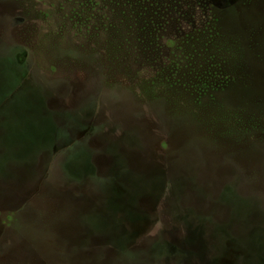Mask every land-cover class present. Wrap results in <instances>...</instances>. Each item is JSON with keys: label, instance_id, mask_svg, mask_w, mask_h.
Returning a JSON list of instances; mask_svg holds the SVG:
<instances>
[{"label": "rangeland", "instance_id": "1", "mask_svg": "<svg viewBox=\"0 0 264 264\" xmlns=\"http://www.w3.org/2000/svg\"><path fill=\"white\" fill-rule=\"evenodd\" d=\"M113 2L0 0V264H161L146 247L162 264H257L264 0H144L153 28L142 14L133 37ZM222 97L213 120L203 106ZM226 186L253 230L216 238L199 226L229 218Z\"/></svg>", "mask_w": 264, "mask_h": 264}, {"label": "trees", "instance_id": "2", "mask_svg": "<svg viewBox=\"0 0 264 264\" xmlns=\"http://www.w3.org/2000/svg\"><path fill=\"white\" fill-rule=\"evenodd\" d=\"M112 1H114L113 2L114 5H117V6L119 4L120 5L128 4L127 5V7H128L127 11L123 10V12L127 18V25H126V30H125L126 36H131V37L134 36L135 31L138 30L136 20L139 19L141 21L142 20V17H141L142 14L143 15L145 14V16H143V18L146 19V23H147V25L145 26V29H147L149 27H151V29L153 28L152 22L154 20H153V17L152 18L150 17V14L152 16V15H156V13L153 9H149L148 7L142 5L144 0H139V1H136V0H112ZM139 3L141 4V6L139 5ZM135 5L137 7H135ZM151 35L152 34L149 33V36H151ZM210 37H211L210 34L209 35L206 34L204 36L205 39L203 41V47L205 46L204 49L208 50V52H209V49L212 47V45L208 46L211 44L210 43ZM178 100H180V102H187L183 98L178 99ZM228 100L230 101V99L222 97L221 100L218 102L217 107H216V105H210L209 107L205 105V106H203V108L207 109L211 115H212V113H215L214 114L215 117L212 116V117H214V118H212L213 120H215V119L218 120L219 118L225 119L226 114L224 113L225 110L223 111V106L228 105V103H229V102H227ZM190 101L191 102L193 101V103H191V102L187 103V106L185 108V110L187 112L185 113L186 114L185 116L192 115L193 117H197L196 112L198 111V108H199L197 105H199L200 103L196 104L197 103L196 100H193V99ZM182 105H186V104H182ZM194 115H196V116H194ZM161 174H157L155 179H154V186L156 187V189L158 191L163 190V186L166 187L168 185L167 178L163 174L162 175ZM171 181H172V183H174V181L172 179H171ZM226 187H229V186H226ZM226 187H225L224 191L227 192V199L226 200L228 202H227L226 208L229 212V218L224 220L225 222H221L219 220V218L215 217L214 214H211V215H208L207 221L202 222L201 227L199 226V228L202 229V228H206V225H208L211 229H214L212 232H213L214 237H216V238L222 237L223 235H226L227 233L229 234L230 230L233 229V227L235 225H240L241 227L243 226L246 229H248V228L252 229L251 228L252 225H250L251 222H249V215H251V214L248 212L245 215H241L239 213V210L237 209V198L240 197V194L235 191L234 186H231V188L230 187L226 188ZM167 198H168L167 200H170L169 195L167 196ZM256 204L258 205L259 203L255 202L251 198L245 200V206L247 205L251 209H255L254 211L259 209V212H260L261 205L259 207ZM217 224L219 225V227L216 228ZM203 231H204V234H203L204 241H207V238H209V237H213V236H209L211 230L210 231L209 230H203ZM253 231H254V233L252 236L246 237L247 243L245 245H247V246L251 245L250 241H251V238L253 236L256 239V241H258V242H260L262 237L264 236V230H253ZM207 232L209 234H206ZM261 244L264 245V241H261ZM143 250L144 249H142V251ZM154 252L155 251L152 252V249L150 247H146V249L142 252L141 255L143 258L154 256L161 262V264L163 262H165L166 256H159L158 257V256L154 255L155 254ZM243 254H244V256L247 255V247L243 246ZM253 255H254V258H255V261L257 264H264V246H255V254L253 253Z\"/></svg>", "mask_w": 264, "mask_h": 264}]
</instances>
